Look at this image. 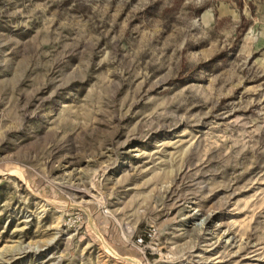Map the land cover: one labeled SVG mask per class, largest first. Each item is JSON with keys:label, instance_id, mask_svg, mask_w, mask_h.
I'll list each match as a JSON object with an SVG mask.
<instances>
[{"label": "rangeland", "instance_id": "374dc122", "mask_svg": "<svg viewBox=\"0 0 264 264\" xmlns=\"http://www.w3.org/2000/svg\"><path fill=\"white\" fill-rule=\"evenodd\" d=\"M218 3L0 0V264H264V6Z\"/></svg>", "mask_w": 264, "mask_h": 264}, {"label": "crops", "instance_id": "0c3cea01", "mask_svg": "<svg viewBox=\"0 0 264 264\" xmlns=\"http://www.w3.org/2000/svg\"><path fill=\"white\" fill-rule=\"evenodd\" d=\"M255 4L264 6V0H219L218 6L223 11V15L231 20H245L248 18L245 14L246 10L253 9Z\"/></svg>", "mask_w": 264, "mask_h": 264}]
</instances>
